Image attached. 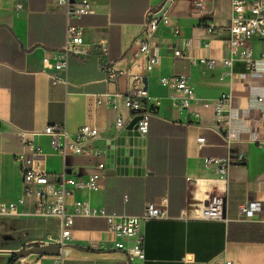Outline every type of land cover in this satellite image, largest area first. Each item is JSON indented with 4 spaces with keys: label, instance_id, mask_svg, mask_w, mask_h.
I'll list each match as a JSON object with an SVG mask.
<instances>
[{
    "label": "crops",
    "instance_id": "0c3cea01",
    "mask_svg": "<svg viewBox=\"0 0 264 264\" xmlns=\"http://www.w3.org/2000/svg\"><path fill=\"white\" fill-rule=\"evenodd\" d=\"M90 1L92 13L70 21L83 28L88 53L84 58L72 56L63 73L65 82L52 84L42 57L65 43V7L55 5V0H0V202L13 201L21 192L14 156L23 153L52 181L63 168L80 179L102 175L98 190H72L65 203L68 213L75 201L87 200L109 212L135 215L146 202L167 198V217L143 226V259L128 258L115 247L117 241L129 246L133 238H116L104 218L75 216L70 240L62 249L63 264H186L185 260L219 257L236 264H264V204L249 220L238 214L241 202L264 198V64L257 65L255 74L242 60H235L229 72L223 66L231 0H205L209 11L205 18L192 15L193 0H173L167 9L170 24L159 26L152 40L150 53L159 60L150 69L144 56L134 57L146 10L159 8L163 0ZM208 24L214 27L212 33L207 32ZM101 42H106L105 54ZM249 44L255 54L264 51L258 36ZM168 46L186 56L174 57ZM199 57L211 58L213 65L198 63ZM110 67L141 74L146 80L153 116L144 136L142 174H106L104 152L116 133V114L124 121L130 115L122 100L129 79L124 75L109 80ZM178 75H184L193 88L187 108L175 106L174 89L160 81ZM223 93L230 95L232 119L226 128L235 138L230 148L210 129L217 124L213 104ZM113 95L119 96L117 108L108 105ZM57 124L70 133L84 124L97 126L100 136L93 145L101 155L58 154L42 133L46 126ZM199 137L204 142H198ZM34 146L40 154H34ZM240 153L244 162L231 165L226 180L219 179L206 162L209 157L229 154L233 159ZM214 193L224 194L228 221L192 217ZM33 210V199L16 209L22 217ZM184 213L189 217L184 218ZM59 222L56 217L30 221L40 229L39 235L48 234L50 240L42 239L46 243L59 241ZM32 255L16 264L51 260L49 255Z\"/></svg>",
    "mask_w": 264,
    "mask_h": 264
},
{
    "label": "built area",
    "instance_id": "2783aa9c",
    "mask_svg": "<svg viewBox=\"0 0 264 264\" xmlns=\"http://www.w3.org/2000/svg\"><path fill=\"white\" fill-rule=\"evenodd\" d=\"M171 2L173 0H170ZM166 0H163L159 8H148L143 17L142 32L140 35L138 50L134 58L144 56L146 58V66L152 68L158 63L159 56L150 53V47L154 34L159 26L170 24V18L167 10L161 17H157ZM205 0H193L192 15L198 18H205L209 11L204 6ZM55 5L64 6L67 18L66 39L64 45L57 49L46 52L42 57L43 70L47 69L50 82L52 84L64 83L63 73L66 71L69 59L72 56L84 58L88 50L85 49L83 39V28L71 23L72 19L92 13L90 0H55ZM207 32L212 33L214 27L206 26ZM174 33L179 32L177 25L173 26ZM228 32V55L222 58V63L228 72L230 71L235 60H242L249 73H258L257 65L264 64V51L257 54L253 51L249 41L252 37L258 36L264 41V0H231L230 2V18L227 27ZM101 53H106V42L100 44ZM189 45V41L185 42ZM174 57H185L186 54L182 50L173 46H168ZM198 63H207L213 65L211 58L199 57ZM127 76L129 85L122 96L124 106L130 110L127 121L117 113L115 117L116 132L124 129L125 125L134 117L139 116L136 121V131L144 137L148 131L149 120L153 116L151 106L148 105L150 100L141 74L130 73L129 70H117L110 67L107 70L108 79L113 81L120 76ZM161 83L168 85L174 89V104L179 108H187L190 106L193 97V88L189 85L184 75L173 77H162ZM118 95H113L108 102L112 108L118 107ZM102 102V95L98 98L97 103ZM214 116L217 124L210 127L223 140L225 146L230 148L235 138L226 128L232 119L230 110V95L221 94L213 104ZM3 120L0 117V125ZM44 134L49 136L53 149L65 157L68 155L75 156H100L101 151L93 145L95 139L100 136V129L97 126L84 124L75 132L70 133L63 124L48 125L43 129ZM197 141L204 142V137L197 138ZM40 148L34 146V154H40ZM245 155L240 153L233 159L229 154L225 157H209L207 165L214 168L216 175L221 180H226L229 168L233 164H242ZM15 162L20 167L21 172V192L10 202H0V215H13L17 206L24 204L27 199H33L34 210L32 215L40 217H56L59 218V244L60 250L51 256L49 263L32 262L31 264H63L65 246L71 237L72 225L75 216L81 217H102L106 220L108 230L116 238H133L131 245L125 246L123 241H117L115 247L122 249L128 258L138 257L143 259L144 248V231L143 226L146 222L154 219H162L167 217V198L162 197L158 203L148 201L144 204L140 214H118L109 212L105 208H97L90 204L87 200H77L73 203L72 212L66 211V198L72 194L75 188L83 190H98L100 187L101 174H91L86 179H80L67 173L66 169L57 174L56 180L49 179L48 174L39 171L31 166L33 159L27 158L23 153L14 156ZM100 170L104 169V164H98ZM226 198L223 193L212 194L201 206L195 209L192 217L203 220H221L228 221L225 212ZM264 198L249 199L238 205V214L241 219L249 220L252 216L262 209ZM184 218H188V214H183ZM44 242V241H43ZM46 243V242H45ZM44 256V255H43ZM186 264H236L226 257L213 258L207 261L185 260Z\"/></svg>",
    "mask_w": 264,
    "mask_h": 264
},
{
    "label": "water",
    "instance_id": "95a60500",
    "mask_svg": "<svg viewBox=\"0 0 264 264\" xmlns=\"http://www.w3.org/2000/svg\"><path fill=\"white\" fill-rule=\"evenodd\" d=\"M171 1L166 0L161 7L157 17H161L162 14L168 9ZM144 88H146V80L142 78ZM139 116L134 117L129 121L124 129L115 133V135L106 143L104 152V163L106 168V174H142L143 168V146L145 144V138L140 136L136 129V121ZM60 245L57 243H45L43 241H33L26 243L24 246L18 249L12 250H0V264L6 261L5 254H11L16 258H24L29 254L38 255H55L60 250Z\"/></svg>",
    "mask_w": 264,
    "mask_h": 264
},
{
    "label": "rangeland",
    "instance_id": "374dc122",
    "mask_svg": "<svg viewBox=\"0 0 264 264\" xmlns=\"http://www.w3.org/2000/svg\"><path fill=\"white\" fill-rule=\"evenodd\" d=\"M27 217H22L18 213L5 216L0 215V249H18L24 246L26 243H31L33 241H44L42 239L50 240L48 234L39 235L40 229L34 224L30 223V221L38 220L42 217L34 215H29ZM5 256L6 261L4 264H7L13 255L5 254ZM33 256L34 255L29 254L24 258L29 260V258ZM21 259L22 258L17 259L14 264L21 262Z\"/></svg>",
    "mask_w": 264,
    "mask_h": 264
},
{
    "label": "trees",
    "instance_id": "16d2710c",
    "mask_svg": "<svg viewBox=\"0 0 264 264\" xmlns=\"http://www.w3.org/2000/svg\"><path fill=\"white\" fill-rule=\"evenodd\" d=\"M17 259H18V258H16L15 256H13V257L8 261L7 264H14L15 261H16Z\"/></svg>",
    "mask_w": 264,
    "mask_h": 264
}]
</instances>
